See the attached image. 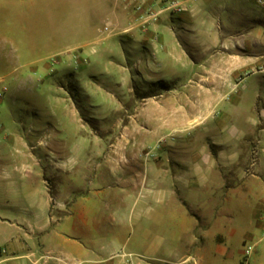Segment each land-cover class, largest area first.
<instances>
[{
    "label": "rangeland",
    "instance_id": "374dc122",
    "mask_svg": "<svg viewBox=\"0 0 264 264\" xmlns=\"http://www.w3.org/2000/svg\"><path fill=\"white\" fill-rule=\"evenodd\" d=\"M113 1L0 0V166L46 165L37 139L44 128L58 126L65 143H81L79 172L108 166L109 188L101 189L106 197L89 205L93 213L101 206L112 221H121L120 250L142 259L151 256L148 244L172 248L192 240L190 264L202 263L197 247L214 242L200 235L204 220L221 218L210 228L237 225L239 264L264 262L262 186L250 188L247 178L220 184L216 174H205L211 181L198 179L193 190L169 181L192 163L191 153L198 160L219 149L241 151L245 174L253 171L250 164L264 148L258 142L264 135V7L243 0L247 12L241 15L235 0H178L187 1L188 9L163 11L145 25L138 12L126 9L122 25L104 30ZM167 1L145 0L141 15ZM92 2L100 13L90 32H80L84 13L77 6ZM132 16L137 28L122 32ZM249 31L255 43L248 42ZM23 142L34 146L33 156ZM219 162L213 157L214 165ZM152 167L160 175L154 198L137 199L125 181L134 170ZM12 174L0 189L20 188L18 172ZM48 185L54 197L57 184ZM86 189L79 186L76 196ZM187 228L193 232L185 233ZM155 255L174 259L173 253Z\"/></svg>",
    "mask_w": 264,
    "mask_h": 264
},
{
    "label": "crops",
    "instance_id": "0c3cea01",
    "mask_svg": "<svg viewBox=\"0 0 264 264\" xmlns=\"http://www.w3.org/2000/svg\"><path fill=\"white\" fill-rule=\"evenodd\" d=\"M218 1L229 2L230 0ZM252 1L256 3L254 0ZM235 2L240 11L244 12L241 15H245L247 10L245 11L244 7H241L244 1L235 0ZM197 6V3L194 6L189 5L190 10L196 9ZM77 9L84 13V20L79 31L90 32L94 19L100 13V5L94 2L82 3L81 6L78 4ZM124 10H126L124 2L114 0L110 11H108V24L106 26L109 24L122 25L126 18L123 13ZM135 17H130L131 24L129 26L121 27L122 32H130L137 28L138 24L133 23ZM246 38H248L249 43L257 41L255 36L250 35V31ZM259 38L264 42L262 35ZM229 56L239 58L238 54H229ZM248 62L250 63V57L246 65ZM242 65L245 66L244 62ZM260 117L264 118V110L261 111ZM238 133L245 135L244 131ZM261 141L264 142V135L258 139V142ZM80 144L79 140L74 144L65 143L58 126L52 129L44 128L37 139V146L40 145L45 156L49 158L46 165L34 169L27 165L24 167L17 165L12 167L0 166V182H10L13 172H18L22 181L19 189L11 186L0 189V264H55L52 260L44 261L42 259V254L48 252L53 255L66 254L76 257L83 264H97L96 261L103 260L110 254L122 249L120 236L122 235L123 224L121 221H112L111 215L102 213L104 210L101 206L98 207L97 213H93L89 205L98 195L106 197L107 193L101 189L109 188L107 184L110 183V170L104 162L103 166L99 164L93 169H88V174L79 172L76 169V157L82 152ZM23 145L27 151L26 155L33 156L31 151L34 146L25 142ZM260 154L262 157L259 156ZM241 155L242 152L239 150L225 151L219 149L216 154L205 151L196 160L193 158L194 154L191 153L192 163L188 166L184 164L182 169L174 171L169 177V181L172 179L185 189L193 190L199 184L198 179L209 178L211 181V177H207L205 174H216L220 184L226 183L230 178L237 181H240L241 178H247V185L250 188L257 184L262 186L264 192V148L252 160L250 166L253 171L249 175L245 174L246 167L244 163L240 162ZM213 157L216 161L220 160L217 166L212 163ZM198 161H202L204 164L200 165ZM224 173L229 174L226 176ZM261 176L263 181L260 179ZM53 182L57 184V192L54 197L50 193L48 185V183ZM125 183H129L135 191L137 199L154 198L155 189L157 190L160 183V175L154 171L153 167L147 169L146 172L134 170L130 179L126 180ZM81 185L87 188L84 191L86 194L76 196L75 193L78 192ZM99 202L102 203V200ZM103 202L106 203V200ZM65 205L67 207H64ZM220 219L207 218L204 220L200 235L205 238L212 237L214 242L211 246L203 244L201 247H197V251L204 254L202 256L203 261L198 263L195 260L194 264H239L241 250L233 245L234 240L238 238L237 225L229 222L220 227L218 231H212L210 226H219ZM256 223L255 220H248L247 226L255 227ZM192 225L194 228L197 227V224L193 223ZM191 231L193 232L187 228L185 233ZM244 234L249 235V230L245 231ZM191 239L194 240L195 236L192 235ZM191 243L192 240L172 248L162 246L159 242L148 244L149 246L144 249L145 252L151 253V256L136 259L135 263L190 264L193 259L189 254ZM158 252L173 253L174 259L168 260L157 257L155 253ZM260 264H264V262Z\"/></svg>",
    "mask_w": 264,
    "mask_h": 264
},
{
    "label": "built area",
    "instance_id": "2783aa9c",
    "mask_svg": "<svg viewBox=\"0 0 264 264\" xmlns=\"http://www.w3.org/2000/svg\"><path fill=\"white\" fill-rule=\"evenodd\" d=\"M125 4V8L129 10H133L138 12L140 15L138 17H142L141 25L147 24L149 21L155 19V17L163 12H183L187 10L186 1H178V0H169L167 3L156 12H153L150 9V6L146 9L147 11L142 16L141 13L144 12L143 7L145 2L144 0H122ZM258 5L264 7V0H254ZM136 19V17H135ZM104 30H108V26L104 27ZM42 259L52 260L55 264H83V262L76 257H72L66 254L53 255L52 253H43ZM137 258L132 253H126L123 250H119L115 253L110 254L107 258L103 260L96 261L97 264H136L135 260Z\"/></svg>",
    "mask_w": 264,
    "mask_h": 264
}]
</instances>
